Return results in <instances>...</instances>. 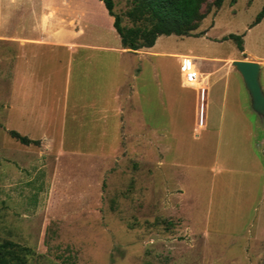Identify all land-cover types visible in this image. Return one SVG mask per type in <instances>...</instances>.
<instances>
[{
	"label": "rangeland",
	"instance_id": "1",
	"mask_svg": "<svg viewBox=\"0 0 264 264\" xmlns=\"http://www.w3.org/2000/svg\"><path fill=\"white\" fill-rule=\"evenodd\" d=\"M112 3L121 26L130 27L124 14L131 0ZM263 3L205 5L192 32L201 36L157 38L156 49L196 58L200 78L207 75L203 127L196 128L199 100L193 108L195 90L182 85L179 59L120 57L118 66L140 70L132 79L119 66L118 104L131 88L144 122L160 137L142 136L123 120L116 137L97 136L99 129L109 133L110 121H72L68 114L60 120L65 58L28 54L37 84L32 97V89L15 92L18 51L0 42V240L29 249L27 264H264V117L251 110L231 66L238 59L258 63L264 96V17L251 25ZM230 34L240 36L242 51L226 39ZM76 82L72 77L69 94ZM45 96L58 102L52 127L30 128ZM10 130L37 145H20Z\"/></svg>",
	"mask_w": 264,
	"mask_h": 264
},
{
	"label": "crops",
	"instance_id": "2",
	"mask_svg": "<svg viewBox=\"0 0 264 264\" xmlns=\"http://www.w3.org/2000/svg\"><path fill=\"white\" fill-rule=\"evenodd\" d=\"M3 26H13L14 30L12 33H7ZM157 38L152 47L148 49L134 52L122 49L119 37L112 28V18L107 15L102 3L98 0H0V42L13 43L18 51L17 63L14 65L15 92L20 89L24 90L23 94H26L27 89H32L30 95L32 97L37 95L34 71L26 67L29 62L26 58H29L28 54L31 51L41 50L50 54H60L65 58V61L63 99L61 102H57L60 105L59 119L65 120L68 114V119L72 121H84L85 119L93 122L110 121L109 133H102V130L99 129L97 134L99 137H116L120 120L128 122V129L131 127L140 129L142 136L157 135L160 137L159 133L156 134L144 122L142 110L131 100V88L124 98V104L122 106L118 104L120 87L117 84V73L121 67L118 66V62L120 63L119 59L123 55L136 57L138 62L140 56L163 57L169 55L179 59V67L185 59H192L193 67L196 70L194 64L196 58L175 53L166 54L162 50L156 49ZM30 56L32 57V54ZM236 61L255 62L248 59ZM139 70V67L135 65L121 67V71L125 75L129 74L132 79L136 78L135 74H138ZM233 71L241 79L235 69ZM260 71L259 67L258 77ZM196 72L198 80L191 87L183 85L182 80L184 87L195 90L193 108H195L196 98L198 99L197 88L204 87L206 90L207 85V82H203L207 75L201 79L202 74L198 73L199 71ZM229 73L231 74V72ZM180 76L182 79L181 70ZM72 77L77 81L76 89L69 94V82ZM208 88L207 85V90ZM45 90H49L47 84H45ZM221 100L219 118L222 115L221 109L226 97ZM57 103L48 100L45 96L43 102L45 107L42 113L34 116V119L31 114L29 127L33 128L35 125V127L49 130L54 120L52 106ZM257 116L260 119L262 117L261 115ZM260 121L261 127H264L262 120ZM75 126L81 127L79 124ZM63 128L65 129V126ZM39 136L43 138V134ZM44 136L50 137V135L47 137V134ZM260 140L259 145H262L264 140ZM40 142L41 146L45 143ZM62 146L60 143L56 146V148H60L56 150L61 151Z\"/></svg>",
	"mask_w": 264,
	"mask_h": 264
},
{
	"label": "trees",
	"instance_id": "3",
	"mask_svg": "<svg viewBox=\"0 0 264 264\" xmlns=\"http://www.w3.org/2000/svg\"><path fill=\"white\" fill-rule=\"evenodd\" d=\"M102 3L107 15L112 18V28L119 37L120 47L129 52L152 47L159 36L198 37L192 34L204 19L206 11L203 6L218 9L223 0H131L130 8L124 16L131 23L130 27L121 26V19L112 11V0H98ZM236 0H229L232 4ZM264 17V3L254 17L251 25L257 24ZM226 39L235 44L240 52L241 38L228 35ZM8 136L20 145H37V141L8 131ZM29 249L6 240H0V264H27Z\"/></svg>",
	"mask_w": 264,
	"mask_h": 264
},
{
	"label": "water",
	"instance_id": "4",
	"mask_svg": "<svg viewBox=\"0 0 264 264\" xmlns=\"http://www.w3.org/2000/svg\"><path fill=\"white\" fill-rule=\"evenodd\" d=\"M231 66L240 75L243 86L250 98V108L264 116V96L258 83L259 64L249 61H232Z\"/></svg>",
	"mask_w": 264,
	"mask_h": 264
},
{
	"label": "built area",
	"instance_id": "5",
	"mask_svg": "<svg viewBox=\"0 0 264 264\" xmlns=\"http://www.w3.org/2000/svg\"><path fill=\"white\" fill-rule=\"evenodd\" d=\"M181 73L183 74L182 80H183V85L187 87H191L194 83H197L198 80V75L193 67V60H184L183 63L180 66ZM198 92V100H199V105L197 106V117H196V125L202 126L203 127V113H204V93H205V88L204 87H199L197 88Z\"/></svg>",
	"mask_w": 264,
	"mask_h": 264
}]
</instances>
